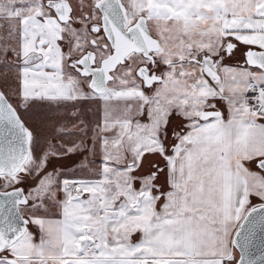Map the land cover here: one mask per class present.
<instances>
[{"label":"snow or ice","instance_id":"1","mask_svg":"<svg viewBox=\"0 0 264 264\" xmlns=\"http://www.w3.org/2000/svg\"><path fill=\"white\" fill-rule=\"evenodd\" d=\"M0 264H264V0H0Z\"/></svg>","mask_w":264,"mask_h":264}]
</instances>
